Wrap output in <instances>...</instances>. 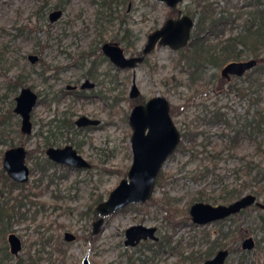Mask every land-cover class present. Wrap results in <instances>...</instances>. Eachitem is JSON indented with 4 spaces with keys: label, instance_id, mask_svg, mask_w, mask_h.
I'll use <instances>...</instances> for the list:
<instances>
[{
    "label": "rangeland",
    "instance_id": "obj_1",
    "mask_svg": "<svg viewBox=\"0 0 264 264\" xmlns=\"http://www.w3.org/2000/svg\"><path fill=\"white\" fill-rule=\"evenodd\" d=\"M101 1L0 0V169L4 150L12 145L25 142L27 149L36 151L26 157L29 166L45 154L42 137L36 134V129L56 110L68 106L73 120L81 114L101 119L98 127L67 131L51 138L54 146L72 143L93 165L67 168L60 164L49 168L42 180L37 178L38 171L30 175L27 185L31 189L30 198L36 202L27 200L24 207L28 209L27 217L13 220L3 233L0 244L4 243L7 250L9 232H16L22 240L19 252L10 253L7 261L13 263L20 256L21 263L30 257L34 264H52L56 254L51 252L47 239L54 240L58 236L63 239L65 230L77 235L75 240L64 244L69 264H81L85 255L90 264H172L177 261L173 251L154 254L152 249L156 245L151 240L125 244V229L142 223L156 225L160 237L169 234L184 254L191 250L205 251L208 242L200 238L205 232L214 239L219 231L232 227L237 230L225 240L231 252L224 264H264V208L256 203L218 222L185 224L177 229L168 224L164 217L166 211L158 204L161 202L176 208L180 214L186 213L191 221L188 208L197 200L226 203L252 192L257 195V201L264 202V182L254 184L247 177L257 170L264 171V156L255 154L257 144L264 147V71L258 79L247 77L249 71L253 74L252 68L240 77L226 80L220 73L224 63L207 64L199 77L191 79L177 50L157 44L135 68H115L104 60L98 64L95 78L87 76L91 61L81 59L83 63L79 64L78 55L82 51L97 45L102 37L118 41L128 55L137 54L147 34L168 16L169 7L159 0L153 11L147 3L154 0H114L111 9ZM232 1L239 7L247 0ZM220 3L224 4L223 0ZM55 5L62 8L63 14L50 21L48 14L57 8ZM176 8L192 17L198 9L196 0H182ZM248 8L244 6L242 11ZM235 10L236 7L229 8L231 12ZM243 15L236 20L234 30L241 28ZM122 28L128 29L125 33L132 45H126ZM31 52L37 53L41 61L31 62L27 57ZM248 57L250 55L241 56ZM133 74L139 88L136 99L129 96ZM87 77L103 79L95 91L102 88L116 94L113 114L99 99L66 97L59 104L53 101L50 106L40 102L31 113L35 122L32 133L27 137L21 132V118L14 106L15 96L22 86H31L40 97L49 99L67 84H79ZM157 94L168 100L170 115L180 134L176 148L160 168L165 182L159 185L155 182L149 201L101 213L98 203L126 176L132 161L129 102L143 99L141 103H144ZM215 112H222L228 122H213ZM238 127H250V134L241 132L235 136ZM251 127L258 128L251 131ZM252 159L256 165L249 171L245 165ZM233 188L236 189L233 196L225 198V191ZM99 218L101 222L96 229ZM248 235L254 237L255 246L242 249L241 241Z\"/></svg>",
    "mask_w": 264,
    "mask_h": 264
},
{
    "label": "water",
    "instance_id": "obj_2",
    "mask_svg": "<svg viewBox=\"0 0 264 264\" xmlns=\"http://www.w3.org/2000/svg\"><path fill=\"white\" fill-rule=\"evenodd\" d=\"M168 7L177 6L182 0H159ZM61 14V10L50 13L53 20ZM194 17L181 12L178 9V16L168 17L158 28L147 35V39L141 53L126 56L122 47L118 43L105 42L103 50L118 67L134 68L142 62L157 44L168 45L172 49L184 47L191 36L194 26ZM31 60L36 59L35 54H29ZM258 62V58L230 60L225 63L220 70L222 76L229 78L230 74L242 75ZM139 93L135 75L130 86V97H136ZM36 101V93L29 87H22L16 96L15 112L21 115V130L25 133L31 131L30 112ZM97 119L87 116H80L76 123L85 125L97 123ZM129 123L132 127L131 152L132 161L127 171L119 183L109 192L107 198L98 203L97 209L101 213L119 209L127 204L144 202L152 195L156 176L167 156L175 149L180 140V134L176 128L169 112L168 100L162 95H155L149 98L145 104L136 103L129 114ZM48 156L61 163H66L74 167H87L90 163L71 145L63 147H48ZM26 149L22 145L9 147L4 152L3 167L7 174L17 181H27L29 178V166L25 162ZM256 201L255 194L249 192L228 204H212L205 201H196L191 204L189 212L191 219L197 223H205L210 220L222 218L230 213L240 210ZM264 208V202H257ZM101 218L95 223L97 229ZM76 235L71 231L64 232V240L73 241ZM156 239L155 226L144 225L142 223L132 224L125 229V244L136 245L144 239ZM8 242L12 253L19 252L21 239L15 232L8 234ZM253 240L247 237L244 247H251ZM226 254L225 250H220L215 256L207 259L204 264H221ZM81 264H90L88 255H85Z\"/></svg>",
    "mask_w": 264,
    "mask_h": 264
},
{
    "label": "trees",
    "instance_id": "obj_3",
    "mask_svg": "<svg viewBox=\"0 0 264 264\" xmlns=\"http://www.w3.org/2000/svg\"><path fill=\"white\" fill-rule=\"evenodd\" d=\"M220 1L222 0H196L197 11L194 12L193 16L196 18L194 26L192 28L191 37L188 43L177 50L179 55V60L186 63L184 70L190 75L191 79H194L200 76L203 71V68L207 64H215L221 65L225 63L227 60L231 58H241L244 55L250 56H261V61L252 69L253 74L247 73V77L253 79H258L259 76L264 71V5L263 1L257 0L256 2L251 0L245 3H242L239 7L234 3L232 0H225L229 2V5L221 4ZM112 2L114 0H103L102 4L106 3L108 6L111 7ZM158 3V0L149 1L147 5L149 6L150 10H154V4ZM228 4V3H227ZM244 5L250 6L248 10L242 11V7ZM236 7V10L231 12L229 8ZM175 7L168 8L166 12L167 15H174L175 14ZM248 13L249 20H245L243 27L239 30H234V24L244 12ZM124 18V17H123ZM121 22V21H120ZM124 31V39H127L128 34L125 33L128 31L126 28H122ZM229 31L227 34L226 32ZM131 35L129 36V38ZM132 40L129 41L127 39L126 45H132ZM1 48H0V59H1ZM21 80V79H20ZM16 86V85H14ZM117 102V100H116ZM135 101L129 102L130 106H132ZM174 112V109H171ZM66 126L65 127H48L47 131L48 134L44 135L45 143H52L50 136L52 138H56L57 134H62L64 129L69 131V128L72 125L70 123V118L68 116H64ZM262 119H264V114L262 115ZM213 122L218 120H225L227 119L223 116L222 112H215L212 116ZM250 128V127H248ZM247 127H238L235 129L234 135L237 136L241 132H245L246 134H250V129ZM258 127H251V131H254ZM43 134V131H41ZM234 136V137H235ZM255 154L258 156H264V147H260L257 144ZM252 161V160H251ZM251 161H247L246 168L250 171L254 168V165L251 164ZM53 163L47 158L42 157L38 159L34 168H32L31 172L37 171L39 174V179L42 180L43 176L47 173L50 166ZM244 166V167H245ZM245 168V170H246ZM253 171V170H252ZM1 172V180H0V240L3 236L5 230L8 229V225L13 223V220H22L27 217V210L25 207V203L28 200L29 202L33 203L36 202L34 199L30 198V186L27 183H18L13 181L3 169H0ZM125 173V172H124ZM250 173V172H249ZM251 179L252 183L256 182H264V171L257 170L254 173H251L247 176ZM247 181V178L245 179ZM165 182V177L161 171L157 174L156 183L163 184ZM248 183V182H247ZM27 189H24V188ZM18 188H20L18 191ZM261 189V188H260ZM27 190V191H25ZM236 189H228L224 193V197H231L232 193H234ZM33 198V197H32ZM152 198V197H151ZM150 198V199H151ZM162 206L166 214L164 217L168 221V224L172 228H179L180 223L186 222L188 220V216L186 213L180 214L176 208H172L168 205H164L161 202L158 203ZM44 237V235H43ZM51 238V236H50ZM47 241L51 245V252L56 254V257L52 261V264H69L67 260V250L64 247L65 241L61 239L60 236L57 238L47 239ZM156 245V242H154ZM164 248H174L175 243L172 242L169 234L165 236V243H163ZM158 250V245H156ZM206 254H210V252L204 253L202 256ZM10 255L9 250H7V246L2 243L0 244V264H34L31 263L30 257L29 259L26 258L25 262H22V257H18L13 263H9L7 261ZM33 256V255H32ZM31 256V257H32ZM199 255L197 262H200ZM38 258V257H37ZM75 264V263H71Z\"/></svg>",
    "mask_w": 264,
    "mask_h": 264
},
{
    "label": "flooded vegetation",
    "instance_id": "obj_4",
    "mask_svg": "<svg viewBox=\"0 0 264 264\" xmlns=\"http://www.w3.org/2000/svg\"><path fill=\"white\" fill-rule=\"evenodd\" d=\"M103 1V0H102ZM102 1H101V4H102ZM247 1H251V0H247ZM247 1H244V3L245 2H247ZM253 1H257V0H253ZM261 1V0H260ZM263 1V0H262ZM223 2H224V5L226 4V5H229V2L227 1V3L225 2V0H223ZM113 3V2H112ZM263 4H264V1H263ZM103 6H107L109 9H111L112 8V4H111V7L110 6H108L106 3H104V4H102ZM57 6H59V5H55V7H57ZM245 7L246 6H248V5H244ZM243 6V7H244ZM177 6H175V14L174 15H168L167 17H166V19L168 18V17H174V18H176L177 16H178V8H176ZM170 8V7H169ZM232 8V7H231ZM249 8H250V6H249ZM248 8V9H249ZM55 10H61V14L57 17V18H55V19H51L50 18V13L52 12V11H55ZM181 12H182V10H181ZM97 13L99 14V12L97 11ZM184 13V12H183ZM63 14V10H62V8H59V7H57V8H54V9H52L50 12H49V14H48V17H49V20L50 21H55V20H57L61 15ZM244 14H245V17H244V21L245 20H249V17L247 16L248 15V13H247V11L246 12H244ZM108 16L109 17H111L112 15L111 14H108ZM241 16H244V15H241ZM240 16V17H241ZM112 18V17H111ZM165 19V20H166ZM165 20L162 22V24L165 22ZM244 21H243V23H242V25H241V28L243 27V24H244ZM125 22H127V23H129V21H124V23ZM194 23H195V20H194ZM161 24V25H162ZM160 25V26H161ZM160 26H158V27H160ZM158 27H156V28H158ZM155 28V29H156ZM234 28V27H233ZM19 30H21V29H19ZM154 30V29H153ZM152 30V31H153ZM229 31H227L226 32V34L228 33ZM150 33V32H149ZM148 33V34H149ZM191 33H192V31H191ZM147 34V35H148ZM191 37V36H190ZM146 39H147V37H146ZM102 41V42H101ZM135 41V40H134ZM97 42H99L97 45H94V46H91V47H89L88 49H86V50H84V51H82L79 55H78V58H80L79 60H85V59H88V58H90V61H91V67H90V69H89V71L86 73V75L87 76H90V77H93V78H95V76H94V72H95V70H96V68L98 67V64H100V63H102L104 60H108L109 62H110V64L111 65H113L115 68H121V67H118L113 61H111V59L109 58V56L108 55H106V53L104 52V50H103V44L105 43V42H114V43H118L121 47H122V49H123V51H124V53L126 54V56H130V55H133V54H127L126 52H125V50H124V47L118 42V41H115V40H105V38L103 39L102 37L97 41ZM101 42V43H100ZM146 42V41H145ZM145 42H144V44H145ZM143 44V45H144ZM165 46H168V45H165ZM156 47V46H155ZM154 47V48H155ZM168 47H170V46H168ZM142 48H143V46H142ZM142 48L139 50V53H141V50H142ZM153 48V49H154ZM171 48V47H170ZM152 49V50H153ZM180 49V48H179ZM151 50V51H152ZM175 50H178V49H175ZM150 51V52H151ZM149 52V53H150ZM139 53H137V54H139ZM148 53V54H149ZM29 54H35L36 55V59L35 60H31L30 58H29ZM134 54H136V53H134ZM148 54H146L145 55V57H144V59L142 60V62H140V63H138V64H141V63H143L145 60H146V56L148 55ZM27 57H28V59L31 61V62H35V61H38V60H40L41 61V58H39V55L37 54V53H28L27 54ZM250 57H255V56H250ZM250 57H248V58H250ZM256 58H258V62H257V64L261 61V56H256ZM240 59H247V58H240ZM239 58H237L236 60H240ZM81 60V62L79 63V64H82L83 63V61ZM230 60H233V59H229V60H227L225 63H227L228 61H230ZM224 63V64H225ZM137 64V65H138ZM223 64V65H224ZM256 64V65H257ZM136 65V66H137ZM256 65H254L252 68H254ZM135 66V67H136ZM134 67V68H135ZM128 68H131V67H124V68H121V69H128ZM252 68H250V69H252ZM250 69H248V70H250ZM247 70V71H248ZM247 71H245L242 75H244ZM106 74L107 73H109L108 71L107 72H105ZM242 75H236V74H230V77L229 78H226V77H224L226 80H229L232 76H238V77H240V76H242ZM133 76H134V74L132 75V79H133ZM99 81L102 83L103 82V79H100V80H91L90 78H85L82 82H80L79 84H76V83H71V84H67L64 88H62L61 90H59V91H56L49 99H46V97H40V95L34 90V89H32V87L31 86H29L35 93H36V101H35V103H34V105H33V107H32V109H31V112H30V121H31V131L29 132V133H25V132H23L22 130H21V120H20V130H21V132L22 133H24L25 135H27V137H29V134H31L32 133V129H33V124H35V122H33L32 121V118H31V113H32V110L34 109V107L38 104V103H40V102H42V103H44V104H46L47 106H50L51 105V103L53 102V101H55V102H57V104H59V103H61V101H63L66 97H70V98H72L73 100H77V99H82V100H84V99H99L101 102H102V105L103 106H105V107H107L108 108V110H109V113H111V114H113L114 113V108H115V105H116V94H114V93H111V92H106L105 90H103L102 88L100 89V90H98V91H95L96 90V87H97V85H99ZM131 83H132V80H131ZM22 87H25V86H22ZM21 87V88H22ZM21 88H20V90H21ZM111 88V87H110ZM109 88V89H110ZM20 90H19V92H20ZM139 94V93H138ZM18 95V94H17ZM16 95V96H17ZM16 96H15V105H16ZM129 96H130V89H129ZM136 97H138V95L136 96ZM136 97H133V98H135L136 99ZM153 97V96H152ZM131 99H133L132 97H130ZM151 98V97H150ZM141 101H143V99H139V100H137V101H135V103L134 104H136V103H141ZM146 102H144V103H142V104H145ZM133 104V105H134ZM133 105L131 106V109H132V107H133ZM14 108H15V106H14ZM169 110H170V107H169ZM15 111V110H14ZM170 112V111H169ZM17 113V112H16ZM71 113V114H70ZM17 114H19V113H17ZM130 114V113H129ZM20 115V114H19ZM68 116L69 118H70V123H72V125L70 126V127H73V128H69V132L70 131H72V130H78V129H83V128H91V127H98L99 125H100V123H101V119L100 118H98V117H93V116H90V115H87V114H81V115H78L74 120L72 119V111H71V109L68 107V106H66L64 109H61V110H56V112H55V114L47 121V122H44V123H42V124H39V128H37L36 129V134L38 135H40L41 137H42V143H43V146L45 147V148H43V150H44V152H45V154L43 155V156H40L39 157V159H41L42 157H47L52 163H53V165H51L50 166V168H52V167H54V166H59L60 164H62L63 166H65V167H67V168H90L92 165H93V163L92 162H90L88 159H86L84 156V158L90 163V166H87V167H74V166H71V165H69V164H66V163H61V162H57V161H55V160H53V159H51L49 156H48V154H47V152H46V150H47V148L48 147H51V146H53V147H60V146H54V145H52L54 142H52V143H45V140H44V135L45 134H48V131H47V128L48 127H59V126H61V127H65L66 125V120L65 119H63V117L64 116ZM82 115H84V116H87L88 118H91V119H97L98 120V122L95 124V123H89V124H85V125H78L77 123H76V120L80 117V116H82ZM20 118H21V115H20ZM128 121H129V115H128ZM65 125V126H64ZM131 126V125H130ZM67 127V126H66ZM76 127H78V128H76ZM41 131H43V134H41ZM66 132V130L64 129V132L62 133V134H64ZM132 134V133H131ZM58 135H61L60 133H58L57 134V136ZM56 136V137H57ZM50 138H52V135L50 136ZM25 143V142H24ZM24 143H22V144H17V145H22V146H24L23 144ZM67 144H71L73 147H74V145L72 144V143H67ZM67 144H65V145H67ZM178 144V143H177ZM64 145V146H65ZM130 145H131V139H130ZM12 146H16V145H12ZM12 146H10V147H12ZM177 146V145H176ZM25 147V146H24ZM61 147H63V146H61ZM9 148V147H8ZM36 149H38L37 147H35ZM75 148V147H74ZM176 148V147H175ZM7 149V148H6ZM5 149V150H6ZM25 149H26V156H25V162H26V157L28 158L29 156L31 157V156H33L34 154L33 153H35L36 154V151L33 149V148H31V149H27L26 147H25ZM76 149V148H75ZM5 150H4V152H5ZM77 150V149H76ZM32 151H34L33 153H32ZM78 152V151H77ZM79 153V152H78ZM170 155V154H169ZM168 155V156H169ZM257 155V154H256ZM36 157L38 156V155H35ZM167 156V157H168ZM3 157H4V153H3ZM167 159V158H166ZM165 159V160H166ZM248 161V160H247ZM249 161H251V160H249ZM251 162H253V163H251ZM250 163L251 164H253V165H256L255 164V162H254V159H252V161H251ZM27 163V162H26ZM28 164V163H27ZM34 164H36V161H35V163ZM33 164V165H34ZM29 166V178H28V180L27 181H17V180H15V179H13L12 177H10L8 174H7V172L5 171V169H4V167H3V158H2V168L1 169H3L4 171H5V173L13 180V181H16V182H18V183H27L28 181H29V179H30V175L33 173V172H31V170H32V168H34V166ZM254 168H255V166H254ZM38 171V170H37ZM37 171H35V172H37ZM160 171V170H159ZM39 173V172H38ZM159 173V172H158ZM40 174V173H39ZM127 175V174H126ZM157 177V176H156ZM37 178H38V176H37ZM39 180V179H38ZM155 182H156V180H155ZM155 186V185H154ZM154 190V189H153ZM249 193V192H248ZM252 193V192H251ZM246 194V193H245ZM253 194H255V193H253ZM242 195H244V194H242ZM242 195H238L236 198H234L233 200H231V201H229V202H226V203H223V204H228V203H230V202H232V201H234V200H236V199H238V198H240ZM255 196H256V201L255 202H253L252 204H254V203H256L258 206H260L257 202H259V201H257V195L255 194ZM150 198H151V196H150ZM149 198V199H150ZM149 199H147L146 201H149ZM197 201H202V200H197ZM145 202V201H144ZM196 202V201H195ZM206 202V201H205ZM135 203H142V202H135ZM194 203V202H193ZM130 204H132V203H130ZM213 204V203H212ZM216 204H219V203H216ZM252 204H250V205H252ZM128 205V204H127ZM250 205H248V206H250ZM126 206V205H125ZM191 206V205H190ZM190 206H189V208H190ZM248 206H246V207H243V208H241L240 210H238V211H235V212H233V213H230V214H228V215H226V216H224V217H222V218H219V219H215V220H210V221H208V222H205V223H197V222H194L192 219H191V221H188V220H186V222H184V223H180L179 225L180 226H182V225H185V224H190V225H192V226H197V225H205V224H207V223H212V222H218V221H221V220H223V219H226V218H229V217H232L233 215H238V214H240L241 212H243ZM124 207V206H123ZM261 207V206H260ZM122 208V207H121ZM189 208H188V211H189ZM263 208V207H262ZM189 215H190V212H189ZM190 218H191V215H190ZM261 222H263V220H261ZM152 226H155V235H156V239H150V238H148V239H144V240H146V241H153L152 242V244H155L154 242H156V245H158L159 247H158V250H156L157 249V247H154L152 250L154 251V254L155 253H159L160 251H173V252H175L176 253V260L177 261H175L174 263H172V264H193V263H195V264H200V262L202 261V264H204V262L207 260V259H210V258H212L213 256H215L216 254H217V252H219L220 250H225L226 251V254H225V256H224V258H223V262L221 263V264H224L225 263V261H226V259L228 258V256H229V254H230V252H231V249L229 248V247H227L226 246V244H227V242H225V240L226 239H228V237L231 235V233L233 232H235L237 229H232V227L230 228V227H228V229L227 230H221V231H219L218 233H217V235H216V237L214 238V239H210V237H209V234H208V232H205L204 234H203V236H201L200 238H201V240H205V241H207L208 242V246L206 247V249H205V251H203V250H191L189 253H187V254H184L183 253V249L181 250V249H178L177 248V244H175V247L174 248H169V247H167V248H164V246H163V243H165V237H160L158 234H157V226L156 225H152ZM179 226V227H180ZM65 231H67V230H65ZM64 231V232H65ZM69 231V230H68ZM11 232H13V231H11ZM64 232H63V239L62 240H64ZM72 232V231H71ZM10 233V232H9ZM8 233V234H9ZM16 233V232H15ZM8 234H7V242H8ZM17 234V233H16ZM75 234V233H74ZM18 235V234H17ZM76 235V234H75ZM165 236H166V234H164ZM19 236V235H18ZM20 237V236H19ZM247 237H251L252 238V240H253V244H252V246L251 247H244V241H245V239L247 238ZM76 238H77V235H76ZM75 238V239H76ZM21 239V238H20ZM74 239V240H75ZM64 241H66V240H64ZM138 244V243H137ZM8 245H9V242H8ZM254 246H255V239H254V237L253 236H251V235H248V236H245L243 239H242V241H241V248L242 249H251V248H254ZM21 247H22V240H21ZM21 249V248H20ZM175 250H177V251H175ZM9 251H10V253H12L11 252V250H10V245H9ZM206 252H210V254H206L205 256H202L204 253H206ZM18 253V252H17ZM17 253H12L13 255H16ZM199 255H201V257H199V259L201 260L199 263L195 260V259H197V257L199 256Z\"/></svg>",
    "mask_w": 264,
    "mask_h": 264
}]
</instances>
